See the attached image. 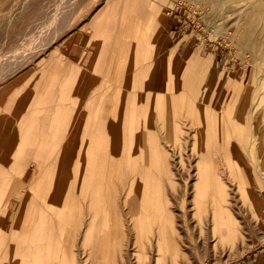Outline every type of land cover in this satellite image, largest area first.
Returning a JSON list of instances; mask_svg holds the SVG:
<instances>
[{"label": "rangeland", "instance_id": "374dc122", "mask_svg": "<svg viewBox=\"0 0 264 264\" xmlns=\"http://www.w3.org/2000/svg\"><path fill=\"white\" fill-rule=\"evenodd\" d=\"M0 71V155L10 154L12 163L0 209L15 185L24 191L31 186L43 199L41 203L28 197V192L23 199L12 198L10 226L18 213L21 223L28 217L36 220L46 204L60 207L72 223L78 221L85 206L71 204L70 194L76 183L82 188L89 168L103 166L109 184L116 186H155L159 199L168 169L183 188V171H176L179 162L161 136L164 122L172 133L176 110L185 104L178 95L190 86L203 95L195 104L216 115L214 125L217 121L220 128L208 130L216 140L217 155L199 166H207L209 172L218 168L234 214L247 230L243 245L220 264L236 262L264 246V212H255L262 192L250 191L256 182L264 187V135H254L251 121L259 113L264 124V0H0ZM52 79L56 97L64 82L74 87L57 103H10L23 92L32 95L30 89L40 84L48 86ZM143 80L147 85L138 90ZM256 93L262 103L255 113L250 105ZM226 97L235 109L228 111ZM20 117L26 121L21 123ZM226 117L234 133L228 152ZM153 153L162 160L161 174ZM242 161L255 181H236L229 175V170L239 174ZM7 167L0 162V178ZM195 169L196 165L190 168L191 174ZM196 181H188V186ZM191 197L188 192L185 205ZM182 204L181 199L175 202L168 218L178 224L191 248L198 243V230L184 223ZM76 228L72 225L65 229V239L58 238L63 225L57 224L56 241L51 235L48 242L56 246L60 241V248L76 255H68L64 264H89ZM28 231L18 232L16 238L29 236ZM196 247L189 248L184 264L209 263ZM129 251L133 255L124 256L123 264H130L131 258L138 264L137 252L131 246ZM145 256L157 257L150 252Z\"/></svg>", "mask_w": 264, "mask_h": 264}, {"label": "bare ground", "instance_id": "6f19581e", "mask_svg": "<svg viewBox=\"0 0 264 264\" xmlns=\"http://www.w3.org/2000/svg\"><path fill=\"white\" fill-rule=\"evenodd\" d=\"M52 82L53 79L48 86L46 84L40 86V84L33 90L27 87L33 92L31 96L29 92H23L20 97L10 99V103L15 102L17 106H23L27 102L35 104L39 100V105L42 106L53 104L57 97L53 87L55 82ZM145 85L147 82L143 80L137 84L139 88H136L139 90L145 88ZM68 86L72 87L73 85L65 83L62 84L61 89L66 87V90ZM189 87L184 89L186 91H183L181 96L178 95L184 99L183 103L185 104L182 105L181 109L176 110L175 116L178 121H172V133L168 123L164 122L162 123L163 136H161L163 142L171 147L173 156L176 155L174 159L179 162L176 171L180 168L183 171L181 175L186 179L183 188H179L175 182L173 178L175 172L168 169L166 172L168 182L160 185L162 198L159 199L155 186L144 183L139 185L126 183L116 186L109 184L110 179L105 169H102L103 166L89 168L82 184H80L82 188L79 190L77 183L73 182V185L75 183L76 185L70 194L71 204L76 205L82 202L85 206L83 208L84 215L79 216L78 221L72 223L70 216L64 213L60 207L46 204L45 210L38 214L36 220H31L28 217L23 221L21 220V223L19 220L21 214L18 213L10 226L9 221L13 213L9 204L12 198L23 199L28 192V197L35 196L38 201L43 203V199L38 196L36 191L31 190V186L24 191L15 185L8 190L0 209V264H64L68 255H74L76 258V255L72 254V250L60 248V241L55 246V226L57 227V224L63 225L62 232L59 231L62 234L60 238L66 237L64 235L65 229L71 228L72 225L77 227L76 234L80 236L83 245L82 251L86 253L85 258L89 264H123L124 256L133 255L129 251L130 246L137 252L138 264H184L190 255V249H194L195 246H198L196 248L201 254L210 258L208 264H220L226 255L229 256L232 253L234 248L241 247L247 230L244 227L245 223L234 214L233 202L231 196L229 197L226 181L220 176L218 168L209 172L207 166H199L200 163L209 162L217 155L216 140L212 141L208 130L218 131L220 129H217L219 123L216 121L214 125L216 115L210 114V110H202L195 104L194 101L200 100L203 95L202 93H194L193 88ZM220 93L215 95L216 103H219ZM251 97L250 107L252 106V111L256 113L261 107V95L256 93L255 95L251 94ZM226 98L227 103H229L230 98ZM229 104L228 111L235 109V103ZM20 118L21 123L26 121L24 117ZM225 120L224 136L226 135L227 138V149L225 148V150L228 152L233 147L231 136L234 133L230 127L231 120L227 117ZM251 121L254 135L263 136L264 124L260 114L257 113ZM138 128V123L135 122V133ZM204 134H207L206 138L201 137ZM189 139L193 140L191 145L188 144ZM262 158L260 152V159ZM153 160L154 167L158 168V172L161 174L162 160L157 153H153ZM0 162L8 165L4 171L7 173L0 178L2 179L1 197L3 188L8 184L6 179L11 171L8 168L12 169L10 154L0 155ZM243 164L242 161L239 174L230 170L228 171L230 174L227 173L229 175L232 173V176L236 177V181L249 179L255 181L254 175ZM193 165H196V169L191 174L190 168ZM23 172L25 171L21 173ZM26 174L28 176V173ZM72 177L74 175L70 178ZM68 180L65 181L68 182ZM193 180H197L194 187L188 186V181ZM229 186L232 185L229 184ZM250 191L251 193L254 191L262 192L258 193V196L263 198L255 203L257 204L255 212L260 215L261 212H264V187L256 182ZM188 192L190 195L192 194V197L185 205ZM180 199L183 202L180 211L185 217L184 223H190L191 228L198 230V243L191 248L180 235L178 224L176 225L174 219L169 221L168 218L171 213L170 208ZM58 204L61 206L65 203L60 202ZM34 214L37 213H29L28 215ZM27 231L30 232L29 236L24 235L25 237L23 236L21 240L16 238L18 232L25 233ZM51 235L54 236V243L52 244L48 242ZM146 252L154 253L157 257H146ZM21 256H27L28 260L22 259ZM130 264H135V258H131Z\"/></svg>", "mask_w": 264, "mask_h": 264}, {"label": "crops", "instance_id": "0c3cea01", "mask_svg": "<svg viewBox=\"0 0 264 264\" xmlns=\"http://www.w3.org/2000/svg\"><path fill=\"white\" fill-rule=\"evenodd\" d=\"M67 83L68 85H72L71 82H64L63 84ZM74 87V86H72ZM72 87H67V89H61V93L59 96H57V100L55 101L56 103L58 102V99L60 98H64L65 95H68L69 92L67 90H69ZM31 96V95H30ZM38 107V105H37ZM62 235H58V237H61ZM78 237H80L79 235H77ZM231 264H264V246L258 248L256 251H252L250 253H248L245 257H243L242 259L233 262Z\"/></svg>", "mask_w": 264, "mask_h": 264}]
</instances>
